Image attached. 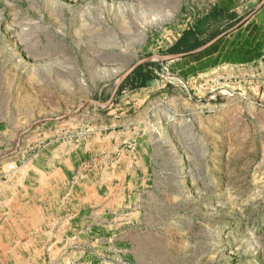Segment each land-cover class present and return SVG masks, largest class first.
Listing matches in <instances>:
<instances>
[{
  "label": "rangeland",
  "instance_id": "rangeland-1",
  "mask_svg": "<svg viewBox=\"0 0 264 264\" xmlns=\"http://www.w3.org/2000/svg\"><path fill=\"white\" fill-rule=\"evenodd\" d=\"M220 1L232 12L211 16ZM256 13L264 0H0V168L90 142L127 170L113 260L264 264V31L254 51L233 32ZM187 28L226 36L203 71L180 60L198 41L169 48ZM138 64L159 81L112 102Z\"/></svg>",
  "mask_w": 264,
  "mask_h": 264
},
{
  "label": "crops",
  "instance_id": "crops-1",
  "mask_svg": "<svg viewBox=\"0 0 264 264\" xmlns=\"http://www.w3.org/2000/svg\"><path fill=\"white\" fill-rule=\"evenodd\" d=\"M222 2L212 12L225 17L232 10ZM259 16L243 18L233 31H246L253 51L261 46L264 31ZM201 40L187 28L169 47L182 58L178 51L198 41L199 47L180 59L185 69L200 72L209 60L221 57L224 34L204 44ZM156 74L150 64L136 65L112 94V102L149 89L159 81ZM34 147L25 148L26 158L16 161L12 172L0 168V264H121L112 258L122 254L127 241L122 184H113L127 171L119 158L112 162L101 146L97 154L90 142L57 140Z\"/></svg>",
  "mask_w": 264,
  "mask_h": 264
},
{
  "label": "trees",
  "instance_id": "trees-1",
  "mask_svg": "<svg viewBox=\"0 0 264 264\" xmlns=\"http://www.w3.org/2000/svg\"><path fill=\"white\" fill-rule=\"evenodd\" d=\"M220 14H221L220 12H217V13L216 12H214V13L212 12L211 13V16H213V17H220Z\"/></svg>",
  "mask_w": 264,
  "mask_h": 264
},
{
  "label": "built area",
  "instance_id": "built-area-1",
  "mask_svg": "<svg viewBox=\"0 0 264 264\" xmlns=\"http://www.w3.org/2000/svg\"><path fill=\"white\" fill-rule=\"evenodd\" d=\"M7 169H8V170H11V169H12V166L9 165Z\"/></svg>",
  "mask_w": 264,
  "mask_h": 264
}]
</instances>
